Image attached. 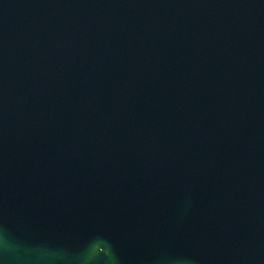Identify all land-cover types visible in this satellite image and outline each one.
Instances as JSON below:
<instances>
[{"label": "water", "instance_id": "95a60500", "mask_svg": "<svg viewBox=\"0 0 264 264\" xmlns=\"http://www.w3.org/2000/svg\"><path fill=\"white\" fill-rule=\"evenodd\" d=\"M0 264H264V0H0Z\"/></svg>", "mask_w": 264, "mask_h": 264}]
</instances>
